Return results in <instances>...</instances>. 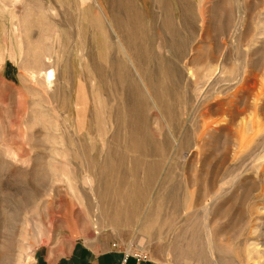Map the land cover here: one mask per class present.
<instances>
[{
	"label": "rangeland",
	"instance_id": "obj_1",
	"mask_svg": "<svg viewBox=\"0 0 264 264\" xmlns=\"http://www.w3.org/2000/svg\"><path fill=\"white\" fill-rule=\"evenodd\" d=\"M75 240L264 264V0H0V264Z\"/></svg>",
	"mask_w": 264,
	"mask_h": 264
},
{
	"label": "crops",
	"instance_id": "obj_2",
	"mask_svg": "<svg viewBox=\"0 0 264 264\" xmlns=\"http://www.w3.org/2000/svg\"><path fill=\"white\" fill-rule=\"evenodd\" d=\"M125 258L124 251L106 244L103 248H93L85 242L75 240L68 245L56 247L54 251L44 254L35 253L28 264H119ZM126 264H163L153 259H138L135 254H130Z\"/></svg>",
	"mask_w": 264,
	"mask_h": 264
},
{
	"label": "built area",
	"instance_id": "obj_3",
	"mask_svg": "<svg viewBox=\"0 0 264 264\" xmlns=\"http://www.w3.org/2000/svg\"><path fill=\"white\" fill-rule=\"evenodd\" d=\"M129 255L130 254H125V258H124V260L121 262V263H119V264H126V261H127V258L129 257ZM135 256L138 258V259H143V260H146V259H148V256H146V255H141V254H135Z\"/></svg>",
	"mask_w": 264,
	"mask_h": 264
}]
</instances>
